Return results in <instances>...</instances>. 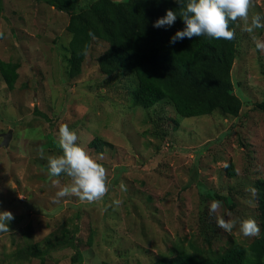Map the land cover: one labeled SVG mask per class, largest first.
<instances>
[{
	"label": "rangeland",
	"instance_id": "rangeland-1",
	"mask_svg": "<svg viewBox=\"0 0 264 264\" xmlns=\"http://www.w3.org/2000/svg\"><path fill=\"white\" fill-rule=\"evenodd\" d=\"M257 13L264 17V0H252L249 19L238 18L236 25L232 78L235 93L245 99L240 116L182 118L164 101L143 109L129 95L124 103V92L99 69L98 57L107 48L100 40H92L80 75L70 79L67 13L41 0H0V61L19 64L13 91L0 75V210L14 216L9 232H0V264H73L72 248L51 249L43 259L25 253L30 244L43 246L63 224L78 227L82 264H148L176 244L206 251L199 219L205 210L219 232L212 249L224 246L229 235L251 242L255 236L242 235L238 224L228 232L217 219L258 214L251 185L264 178V111L252 104L264 102V50L256 48L264 28L245 31ZM61 124L107 169L109 192L102 200L55 198L60 186L71 183L66 174L54 178L48 171V157L62 154L48 144L59 145ZM157 130L172 142L154 135ZM96 138L106 142L102 151L90 146ZM230 162L234 177L225 169ZM203 188L230 194L234 206L222 204L210 213Z\"/></svg>",
	"mask_w": 264,
	"mask_h": 264
},
{
	"label": "trees",
	"instance_id": "trees-1",
	"mask_svg": "<svg viewBox=\"0 0 264 264\" xmlns=\"http://www.w3.org/2000/svg\"><path fill=\"white\" fill-rule=\"evenodd\" d=\"M41 1L69 17L66 31L70 40L65 48L70 79L80 75L90 44L96 39L107 44L106 50L98 57L99 69L114 79L120 93L124 92L121 96L124 103L131 95L134 106L149 109L164 101L174 114L182 118L214 114L240 116L245 99L235 93L232 78L238 53L237 33L233 40L199 36L170 43V37L184 27L182 19L178 16L171 26L162 28L153 27V23L168 9L178 11L180 5L176 0H92L87 4L79 0ZM78 2L83 6L79 7ZM237 21L238 18L230 23L235 32ZM18 68V63L0 61V75L10 91L14 90L19 77ZM252 108L264 111V102L254 103ZM40 116L45 118L43 114ZM160 119L162 117L158 116ZM173 124L172 130L176 131L179 122L175 121V116ZM154 135L172 142L162 130H157ZM48 144L62 151L54 140ZM90 146L102 151L106 142L96 138ZM225 169L228 175L235 176L231 162ZM251 187L255 190L253 198L258 210L255 219L261 226V232L251 242L246 244L229 235L224 246L212 249L213 238L218 240L219 232L216 231V222L205 210L199 219L206 251L196 249L189 252L176 244L167 254L148 264H264V178L259 176L253 180ZM203 189L202 201L215 199L225 206H234L230 194L221 196ZM77 230L76 225L69 228L63 224L43 239V246L39 242L30 244L25 253L43 259L51 249L72 248L75 250L72 263L82 264V255L75 245ZM99 264L115 263L101 261Z\"/></svg>",
	"mask_w": 264,
	"mask_h": 264
},
{
	"label": "clouds",
	"instance_id": "clouds-1",
	"mask_svg": "<svg viewBox=\"0 0 264 264\" xmlns=\"http://www.w3.org/2000/svg\"><path fill=\"white\" fill-rule=\"evenodd\" d=\"M176 2L180 5L178 11L168 9L165 15L153 23V27L162 28L171 26L178 16L182 19L184 27L170 37L172 44L185 38L191 39L199 36L233 40L236 32L230 27V23L236 21L237 18L249 19L252 0H176ZM261 28H264V17L257 13L251 17L245 31L251 33ZM256 48L264 50V41L257 40ZM58 136L62 154L48 157V171L54 178L60 177L62 173L66 174L71 178V183L60 186L55 193V198L75 195L88 202L102 200L109 192L105 166L97 162L76 143L77 134L67 124L60 125ZM225 167H227L226 163ZM53 183L59 185L60 180L54 179ZM125 187L122 183L121 188ZM115 203L120 204L121 201L116 200ZM222 204L220 200H212L209 212L215 213L222 207ZM13 219L14 216L10 211L0 210V232H9V223ZM217 223L219 227L228 232L238 224L240 232L245 237L257 236L261 232V226L253 217L225 219L224 216H220Z\"/></svg>",
	"mask_w": 264,
	"mask_h": 264
},
{
	"label": "water",
	"instance_id": "water-1",
	"mask_svg": "<svg viewBox=\"0 0 264 264\" xmlns=\"http://www.w3.org/2000/svg\"><path fill=\"white\" fill-rule=\"evenodd\" d=\"M2 137H4V142L3 144L7 143L8 138L10 137V132L7 134V137L5 135H3ZM7 139V140H6Z\"/></svg>",
	"mask_w": 264,
	"mask_h": 264
}]
</instances>
